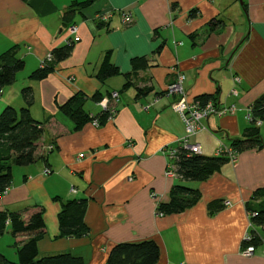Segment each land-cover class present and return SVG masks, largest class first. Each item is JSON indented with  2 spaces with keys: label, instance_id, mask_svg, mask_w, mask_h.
Returning a JSON list of instances; mask_svg holds the SVG:
<instances>
[{
  "label": "crops",
  "instance_id": "obj_1",
  "mask_svg": "<svg viewBox=\"0 0 264 264\" xmlns=\"http://www.w3.org/2000/svg\"><path fill=\"white\" fill-rule=\"evenodd\" d=\"M83 1L0 0V53L17 45L25 65L33 61L29 71L53 48L79 37L45 79L29 83L34 90L30 112L41 110L44 121L37 150L42 157L24 167L22 179L12 177L0 194V210L43 207L46 232L38 241L39 256L68 252L85 264H105L112 245L153 239L160 250L156 264H264V243L250 256L240 253L243 237L253 228L248 204L263 199L251 196L264 187V146L238 151L234 161L203 181L164 176L166 150L185 136L171 107L174 98L164 93L178 72L185 75L189 100L211 95L220 106L236 107L233 115L210 116L206 129L192 137L202 155H214L219 142L242 137L249 126L248 107L264 95V0H89L72 6ZM121 12L130 13L132 22L124 24ZM102 14L109 17L98 18ZM71 24L75 35L68 31ZM106 51L119 74L101 82L96 72ZM138 57L148 65L132 74L130 61ZM128 73L130 85L124 88ZM137 87L152 92L137 97ZM97 92L103 97L117 92L110 100L115 114L99 126L86 122L75 130L58 105L80 93L83 105L91 100L98 107L89 113L97 114L101 106L92 98ZM37 99L40 108L33 110ZM44 168L50 172L43 173ZM186 182L199 189L198 201L182 212L156 215V201L167 200L174 184ZM73 197L88 200L89 231L62 237L57 214L61 202ZM214 199L230 204L210 215L207 204Z\"/></svg>",
  "mask_w": 264,
  "mask_h": 264
},
{
  "label": "trees",
  "instance_id": "obj_2",
  "mask_svg": "<svg viewBox=\"0 0 264 264\" xmlns=\"http://www.w3.org/2000/svg\"><path fill=\"white\" fill-rule=\"evenodd\" d=\"M89 0L75 3L72 6L83 7ZM75 8L65 13V18L70 16ZM70 14V15H69ZM73 47V42H67L62 46L52 49V60L46 62L28 75L31 80H43L52 71L53 65L67 58ZM161 47V46H160ZM17 45L11 46L0 53V93L8 85L14 83L16 74L25 66V61L16 55ZM132 74L145 68L148 63L145 57L133 58L130 61ZM119 74V69L110 61V51H106L102 57L96 72V77L103 82L107 78ZM126 75L124 88L130 85L131 75ZM152 92L150 87H137L136 96H145ZM112 93V92H111ZM110 93V95H111ZM24 106L14 108L6 105L0 111V194L11 185L12 166H26L36 162L40 156L37 152L38 142L44 131V121L36 120L30 107L34 102L33 89L26 86L21 89ZM102 94L97 92L92 98L98 102ZM202 101L213 99L211 95L199 96ZM84 95L75 93L66 101L58 105L60 111L73 123L74 129H80L86 122L97 119L101 125L108 119L109 111L103 110L97 114L84 110ZM215 101V98L213 99ZM216 102V101H215ZM252 121L243 131L240 138H228V145L235 151H241L251 147L264 146V138L260 133V126L255 125L258 119L264 122V95L254 100L249 105ZM229 162L227 155H202L187 154V151L179 149L175 160L177 177L183 181H203ZM200 198V191L183 184H174L165 201H158L155 212L158 215L179 213L194 205ZM263 198L258 204H248L249 219L253 228L251 241L242 242V247L252 244L254 247L264 243V187L256 189L251 199ZM86 198H68L61 202V209L57 214L59 234L62 237H81L88 233L89 226L84 221L87 207ZM224 199H214L208 202L207 211L215 214L225 207ZM9 227L16 247V260H10L0 252V264H85L83 258L68 252L53 255L39 256L38 241L44 236L46 226L43 218V207L31 205L20 210H0V236ZM259 227L263 234L255 231ZM159 246L153 239L139 242H118L108 250L105 264H156L159 259Z\"/></svg>",
  "mask_w": 264,
  "mask_h": 264
},
{
  "label": "built area",
  "instance_id": "obj_3",
  "mask_svg": "<svg viewBox=\"0 0 264 264\" xmlns=\"http://www.w3.org/2000/svg\"><path fill=\"white\" fill-rule=\"evenodd\" d=\"M121 20L124 24H129L132 22L131 14L126 12H121ZM109 15L102 14L98 18L107 19ZM68 31L71 35H75L77 31V27L74 24H71L68 27ZM79 40V37L76 35L73 39L68 40L67 42H75ZM52 60L51 52L48 53L41 61L40 66L43 67L46 62ZM185 80V75L182 72H178L174 81L168 84L164 90L166 95L172 96L174 99L171 103V107L173 110L180 116L184 128H185V136L178 141V144L175 148H169L166 150V166L164 169V176L166 178H174L177 177L175 171V160L179 153V149H183L187 151V154H201V146L197 141H192V137L201 130H205L206 126L204 121L208 119L212 115L217 116H225V115H233L236 112L235 105L228 106H220L216 102L211 99H207L206 101H202L201 98H195L192 100L188 99V95L184 89L183 82ZM234 83H240V77L235 75L233 76ZM238 91L235 87H232L230 90V94L235 96ZM118 96L117 92H112L109 97L105 96L98 104L101 106L103 110L109 111L108 118H112L115 114L116 110L114 105L111 104V99H116ZM157 96L155 95L154 98ZM245 118L248 122L252 121V116L250 114V110L246 112ZM92 125L99 126L98 120L93 119L91 121ZM261 121L256 119L255 125L260 126ZM52 146H48V149H51ZM214 155H222L225 154L229 158V161L232 162L236 159L237 151H235L230 145L219 142L216 149L214 150ZM49 168H44L43 173H49ZM73 190V189H72ZM150 196L152 199H156V193L150 192ZM158 201H156V204ZM155 204V206H156ZM225 206L229 205L230 202L227 200L223 201ZM155 212V208H154ZM156 215H158L155 212ZM253 239V235L251 233L246 234L243 237V241L248 242ZM254 252V246L252 244H248L245 247H242L240 253L243 256H250Z\"/></svg>",
  "mask_w": 264,
  "mask_h": 264
},
{
  "label": "rangeland",
  "instance_id": "obj_4",
  "mask_svg": "<svg viewBox=\"0 0 264 264\" xmlns=\"http://www.w3.org/2000/svg\"><path fill=\"white\" fill-rule=\"evenodd\" d=\"M32 62H33L32 60H28V63H26L24 68L16 74V79H15L14 83H12L11 85L5 86L3 88V90H1V93H0V111L6 105H8V103H6V100H10V102H11L10 105L13 106L14 108H17V109L20 108L21 106H24V101L22 98L21 89L23 87H26V86H31L29 83H33V82L35 83V81H37V80H31L27 77V75H29L31 72V71H29V67H30V64ZM32 89H33V87H32ZM33 96H34V90H33ZM35 108L37 110H39V108H40V103H39L38 99L36 100V103L34 104L33 110H35ZM83 108L88 112H92V111H95L96 109H98V107L95 106L94 102L91 100H87L84 103ZM39 111L40 112L37 111L38 113L36 112L35 114H33V113H31V114L36 120L43 121L41 110H39ZM260 129L264 135V122L260 123ZM24 167L25 166H17V165L12 166V177H13V179H18V180L22 179ZM185 185L190 186L187 184V182L185 183ZM27 205H29V204H27ZM0 238H1L0 239V250L2 252H4L6 254V257L9 258L10 260H16L17 257L14 253L16 250V247L14 245V240H13V237L10 233L9 227L6 228L4 234Z\"/></svg>",
  "mask_w": 264,
  "mask_h": 264
}]
</instances>
